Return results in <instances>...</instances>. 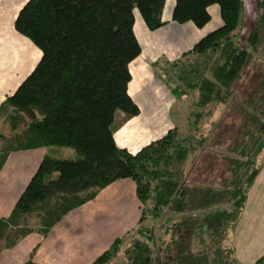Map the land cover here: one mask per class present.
I'll use <instances>...</instances> for the list:
<instances>
[{
	"label": "trees",
	"instance_id": "obj_1",
	"mask_svg": "<svg viewBox=\"0 0 264 264\" xmlns=\"http://www.w3.org/2000/svg\"><path fill=\"white\" fill-rule=\"evenodd\" d=\"M165 2L27 0L19 9L14 29L40 57L0 103V124L12 133H0L5 141L0 170L18 150L65 146L78 156H43L10 214L0 218V250L33 232L47 234L102 188L130 178L142 209L137 227L89 264H242L229 233L264 162V0L246 47L234 33L243 0H175L172 9V21L203 27L210 5L218 4L222 24L183 52L195 57L178 75L186 85L173 91L181 96L197 89L199 108L211 103L235 108L240 132L223 143L224 137L216 141L215 133L199 126L187 135L172 128L132 153L116 143L114 132L118 110L126 118L140 111L128 94L129 64L141 53L135 9L146 27L156 30L166 23ZM249 67L259 76L244 96L238 86ZM22 123L28 124L20 129ZM213 151L217 161L203 177L192 176L194 165L206 163L202 155ZM25 264L39 263L29 258ZM253 264H264V253Z\"/></svg>",
	"mask_w": 264,
	"mask_h": 264
},
{
	"label": "rangeland",
	"instance_id": "obj_2",
	"mask_svg": "<svg viewBox=\"0 0 264 264\" xmlns=\"http://www.w3.org/2000/svg\"><path fill=\"white\" fill-rule=\"evenodd\" d=\"M213 7H216V10H214ZM209 12L211 18L203 27H197L192 23L197 29L201 30V37L218 28L222 24L218 4L210 5ZM135 13L139 14V11L135 9ZM258 14L259 0H243L241 22L234 31L237 35L235 39L240 42L242 47L247 46V37L254 28ZM181 27H183L181 29L186 28V26ZM135 30L139 41L144 46L158 43L160 46L165 47L161 49V53L157 60L150 61L148 59L145 61L144 67H139L137 66L138 62H134V69L135 66L136 69L133 74L134 79L130 89L133 97L139 102L142 108V115L140 118H142V120L148 119L151 121L149 131L152 137L146 141V144L161 137L172 128H176L181 135H187L195 132L199 126L200 130L204 133H210L211 135L215 133L217 135L214 136L216 141L224 137L225 139L223 138V143H225V141L228 142L230 139L235 137L240 132L241 126V119L235 108H232L231 106L227 108L224 104L215 105L213 103L208 104L203 108H199L196 103L198 92L195 88L188 89V91L181 96L174 93V88L186 85L184 80H181L178 75H180V72L188 66L187 63L194 55H189L190 57L187 58L183 57L182 54L186 51H177L176 48L171 49L167 47L162 43L161 39L160 41H157L159 38L156 35L154 36L157 38H153L143 34L138 23H136ZM175 36H181V31H178ZM12 42L17 46L16 48L20 45L16 40H12ZM31 45V49L23 47V49H20L17 52L8 48V57L13 60L16 59L17 61H20L19 63L14 62V66L8 64L7 70L10 74L8 75L10 78L7 79L8 85L10 81L12 82L16 80L18 83L23 80L37 63L40 57V51L32 43ZM34 52L37 53V55H35ZM145 55L147 54L145 53ZM258 76L259 71L257 69L250 67L247 69V74L239 81L240 86H238V88L242 91V95H249L257 82ZM239 84L236 83V85ZM17 85L18 84H16V86ZM14 89H8L9 91H7V94L12 93ZM117 113V115L121 113L123 114L120 110H118ZM198 113H202L199 118L200 120L198 119L199 121L197 120ZM124 118H126L125 115ZM27 124L28 123L24 125L22 123L20 129L25 128ZM0 133L6 137L12 134L9 130V125L4 123L0 124ZM216 141L213 143L214 146L218 144ZM4 142L5 141L3 139H0V149L2 145L5 144ZM40 149H44V153L41 152V156L39 154ZM212 150L215 151V149ZM32 151L37 152H30L28 150L26 152H30L29 154H21L22 156L19 160L13 161L12 164H10L11 168L16 169L11 176L13 178L16 177L18 185L24 182V179L26 180L27 174H30L29 179L23 183L22 191L26 187L32 175L35 173L45 154H49L57 158L72 159L77 158L78 156L76 150L65 146H43L42 148ZM214 151L208 154L204 153L202 155L201 158L206 163L201 165L199 168L194 165L191 169L192 176H204V173L211 168L215 161H217ZM38 156H40V158L37 159L36 166L33 171H31L32 173H30V165L32 162H36V158H38ZM263 156L264 155H262L261 160ZM128 181L132 180L129 179ZM128 188L129 182H118L111 188V192L108 193L104 200L100 198L99 203H94L91 206L84 208V210H77L74 217H72L74 221L71 222V224L76 223L79 226V231L81 233L77 242L80 245L83 244L80 252L85 254V261L83 264H89L98 254H100L102 250H104L102 248L109 247V244L115 238L122 237L128 230H132L137 227L142 209L139 200L135 198V201V194L133 196ZM1 191L4 192V187ZM106 202H108V204H106ZM111 202L112 205L110 204ZM105 204L106 210L98 211L92 214L89 213V209L92 206L100 205L104 209L105 207L102 205ZM241 219L242 216H240V219L238 218V221L229 233L232 244L235 237V230L238 232V237H240V233L242 236L247 237V234L250 232V230H247L246 228V222H243ZM33 221H35V219H33L32 222ZM65 222L68 223V220ZM261 228H263V232L260 238H253L254 240L247 242V240L245 241L243 239L244 237H240L238 242L236 241V256L242 264H253L254 261L264 253V222L260 223V227L258 229ZM156 234L160 235L159 231H156ZM106 242H108L107 245ZM2 245L3 242L0 241V246ZM75 249L77 251V247Z\"/></svg>",
	"mask_w": 264,
	"mask_h": 264
},
{
	"label": "crops",
	"instance_id": "obj_3",
	"mask_svg": "<svg viewBox=\"0 0 264 264\" xmlns=\"http://www.w3.org/2000/svg\"><path fill=\"white\" fill-rule=\"evenodd\" d=\"M26 1L27 0H0V103L6 98V96L9 95L7 94V91L16 88L22 81L21 80L17 83L15 80L12 82L10 81L9 85L7 84V79L10 78L8 77V75H10L7 70L8 64L14 66V62H20L16 59L13 60L8 57V48L17 52L18 50L23 49V47L31 49L30 46H32L31 41H29L27 38L25 39V37L17 33L14 29V20L16 14ZM174 2L175 0H166L163 9V18L166 20V23L156 30H149L142 21L140 15L135 13L134 32L137 38L138 35L135 30L136 23L139 24L143 34L153 38H157L156 36H158L159 39L157 41H160L161 39L162 43L167 47L171 49L176 48L177 51L189 50L194 45V43L198 41L197 39H200L199 37H201V30L197 29L192 24V22L176 23L171 20ZM213 8L216 10V7ZM181 26H186V28L181 29L183 28ZM178 31H181V36L176 37L175 35ZM12 40L19 42L20 45L18 48H16L17 46L13 44ZM140 45L141 53L129 64L131 80L128 84V94L138 104L140 111L137 115L130 118H124L122 113L117 115L118 113L116 112L115 114V123L117 125V128L114 132L115 141L119 146L127 148L132 153L140 150L142 146L146 145V141L152 137L149 131L151 121L148 119L142 120V118H140L142 115V108L139 102L133 97L130 89L134 79L133 74L136 69V66L134 69V62H138L137 66L144 67L145 61L148 59L150 61L157 60L161 53V49L165 48L160 46L158 43L144 46L140 42ZM145 53L148 56L145 55ZM34 54L37 55L35 52ZM16 84L18 85L16 86ZM38 148L13 151L7 156L6 161L0 170V186L1 189L4 187V192H2L0 189V218L7 217L10 214L15 201L22 192L23 183H25V181H27L30 177V174H27L26 180L24 179V182L18 185L16 177L13 178L11 176V174H13L16 169L11 168L10 164H12L13 161L19 160V158L22 156L21 154L37 152L32 150ZM28 150L30 152H26ZM39 152L41 156V152L44 153V149H40ZM40 156L36 158V162L31 163L30 166L32 170H29L30 173H32L31 171H33L35 168L37 159H39ZM129 179L130 178L119 179L102 188L94 198L68 211L62 217V219L47 232V234L43 235L38 232H33L24 237L15 246L1 249L0 264H25V262L31 257L39 264H83L85 261V254L80 253L83 244L80 245L77 242V239L81 236V233L79 231V226L76 223L71 224V222L74 221L72 217H74L77 210H84V208L89 207L94 203H99L100 198L104 200L108 193L111 192V188L118 182H129L128 190L133 196L135 194L134 199L137 198L135 192V182L132 179V181H128ZM108 202H106V204H108ZM106 204L102 206L105 207ZM110 204L112 205V202ZM102 210H106V207L103 209L100 205H94L89 209V213L92 214ZM240 216H242L241 220L246 222V228L247 230H250V232L247 234V237L242 236L241 233L239 236L244 237L243 239L245 241L247 240V242L254 240L253 238H260L263 228H258L260 227V223L264 222V164L262 165L260 172L256 176L254 183L248 191L247 200ZM66 220H68V223L65 222ZM240 237H238V232L235 230V237L233 241L235 250H237L236 241L238 242ZM107 243L108 242H106V245ZM76 247L77 251L75 249ZM102 249L105 250L106 248Z\"/></svg>",
	"mask_w": 264,
	"mask_h": 264
}]
</instances>
